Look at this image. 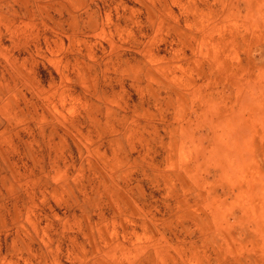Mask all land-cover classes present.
I'll list each match as a JSON object with an SVG mask.
<instances>
[{
	"label": "rangeland",
	"instance_id": "obj_1",
	"mask_svg": "<svg viewBox=\"0 0 264 264\" xmlns=\"http://www.w3.org/2000/svg\"><path fill=\"white\" fill-rule=\"evenodd\" d=\"M0 264H264V0H0Z\"/></svg>",
	"mask_w": 264,
	"mask_h": 264
}]
</instances>
